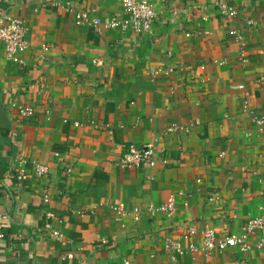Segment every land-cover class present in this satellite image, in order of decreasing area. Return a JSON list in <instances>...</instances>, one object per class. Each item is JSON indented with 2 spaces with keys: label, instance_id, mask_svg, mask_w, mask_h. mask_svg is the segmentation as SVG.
Returning a JSON list of instances; mask_svg holds the SVG:
<instances>
[{
  "label": "crops",
  "instance_id": "0c3cea01",
  "mask_svg": "<svg viewBox=\"0 0 264 264\" xmlns=\"http://www.w3.org/2000/svg\"><path fill=\"white\" fill-rule=\"evenodd\" d=\"M225 1L235 16L214 0H152L150 36L77 26L67 11L110 16L118 0H0L29 42L23 65L0 56V264H169L170 238L196 247L178 264H264L257 247L202 250L206 226L240 234L264 217V134L248 114L264 113V0ZM151 141L155 168L119 164L129 144ZM35 162L48 173L36 175ZM170 195L173 215L147 211ZM118 203L139 207L138 220ZM46 210L63 243L38 231Z\"/></svg>",
  "mask_w": 264,
  "mask_h": 264
},
{
  "label": "built area",
  "instance_id": "2783aa9c",
  "mask_svg": "<svg viewBox=\"0 0 264 264\" xmlns=\"http://www.w3.org/2000/svg\"><path fill=\"white\" fill-rule=\"evenodd\" d=\"M121 4V13H115L105 17H94L89 19L86 12L80 9H76L70 3H67V11L73 16L74 23L77 26L90 24L96 30H110L121 29L122 31H131L134 34L141 35H153L154 23L156 13L152 6V0H118ZM214 4L222 16L232 17L237 14V9L231 3L225 0H214ZM247 25L253 26L254 22L249 20ZM27 25L22 18L14 17L11 14L0 13V56H3L5 60L14 65L24 64V54L28 49L29 42L26 37ZM234 36L243 46L245 37L241 32H233ZM13 106L19 111L21 115L33 114L31 107H24L21 104L14 103ZM250 121L254 124L258 131L264 134V113L257 112L255 110H248ZM58 156L59 154L56 153ZM158 149L155 141L147 142L143 146L139 147L135 144H129L124 153L119 159V164L122 167L134 165L140 167L147 165L151 168H155L158 163ZM162 163L166 162V159H161ZM26 160L19 159L18 167H16V179L24 181L28 178L29 171L25 167ZM33 171L36 175H46L48 173V167L44 164L33 163ZM50 195L45 193L43 195L44 204L50 202ZM187 206V202L183 203ZM114 210L119 212L121 217L132 216L134 220H138L140 209L134 207L133 209H127L124 203H118ZM177 210L176 199L174 195H170L167 200L160 204H149L147 211L151 215L157 213H163L166 216L173 215ZM3 219H8L6 214H0ZM46 220L42 226L38 228L39 232L46 233L50 238L64 242L65 237L62 231H60L51 220L55 219L54 213L50 210H46L44 213ZM57 222H60L57 220ZM191 234H194V230H190ZM256 235L254 240H251L252 235ZM3 233L0 231V239L3 238ZM202 250L206 255H211L214 251H222L225 249H236L241 253L250 251L253 247L264 249V217H251L247 220L243 226L240 234L232 235H218L216 231L206 226L202 230ZM164 248L171 253V260L169 264H178L177 256L184 254L187 251H195L196 247L190 244L188 247H183L179 242L173 239H165ZM69 259L73 257V253L66 254ZM122 264H132L129 260H124Z\"/></svg>",
  "mask_w": 264,
  "mask_h": 264
}]
</instances>
